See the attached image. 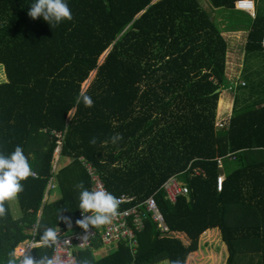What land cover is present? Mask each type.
Returning a JSON list of instances; mask_svg holds the SVG:
<instances>
[{
  "label": "trees",
  "instance_id": "1",
  "mask_svg": "<svg viewBox=\"0 0 264 264\" xmlns=\"http://www.w3.org/2000/svg\"><path fill=\"white\" fill-rule=\"evenodd\" d=\"M210 1L235 10L239 0ZM34 2L0 0V64L7 76L0 83V151L20 145L33 168L16 199L19 216L9 202L0 217V264L33 236V224L38 240L49 227L65 233L79 227L74 185L92 189L88 164L116 197H156L171 231L161 233L150 219L135 255L124 245L102 256L88 248L78 252L77 264H264V98L245 100L243 108L235 100L229 127L216 126L219 103L221 116L231 109L223 93L227 42L201 2L67 0L73 19L53 27L28 15ZM263 40L259 11L247 50H264ZM81 93L93 107L77 102ZM115 133L123 138L113 144ZM58 142L60 158L70 163L54 172ZM229 152L237 159L222 170L218 157ZM196 168L205 174L193 175ZM173 176L189 188L175 204L163 189ZM53 177L56 190L49 188ZM31 253L51 256L53 247Z\"/></svg>",
  "mask_w": 264,
  "mask_h": 264
},
{
  "label": "built area",
  "instance_id": "2",
  "mask_svg": "<svg viewBox=\"0 0 264 264\" xmlns=\"http://www.w3.org/2000/svg\"><path fill=\"white\" fill-rule=\"evenodd\" d=\"M236 9L247 12L254 17L257 15V4L254 0H239L236 3ZM229 125L230 122L216 123V126L219 128L229 127ZM62 144V142H58L56 153L57 151H61ZM236 159V152H229L227 155L220 156L218 157L219 167L225 170L227 160L231 161ZM56 163L58 162L55 159L54 172L57 171ZM87 170L92 178V188L102 187L111 192L101 175L97 173L95 167L88 164ZM194 172L193 175L196 176L205 174L201 168H196ZM225 180L226 174L222 173L218 179V189L220 192L223 191ZM49 188L50 190L56 189V184H50ZM163 189L174 204L177 202L178 197L186 196L189 193L188 186L178 176L171 177L163 185ZM117 198L120 200L119 214L106 226L98 229L90 227L87 233L80 227H77L70 233L63 232V229L60 227L55 228L59 234V240L53 247V254H59L65 260V264H77V254L80 250L92 248L97 252L105 248L109 252L110 249L115 251L119 248V245H124L135 255L138 253L140 235L147 229L150 219L157 224V229L161 233L167 234L171 231V227L156 197L152 196L144 201L138 202L135 196L123 193L117 196ZM82 215L80 211L79 219L82 218ZM37 233L38 227H34L32 229L33 236L21 241L17 245V248L32 252L34 248L40 247V240L36 239ZM85 235L87 236L86 239Z\"/></svg>",
  "mask_w": 264,
  "mask_h": 264
},
{
  "label": "clouds",
  "instance_id": "3",
  "mask_svg": "<svg viewBox=\"0 0 264 264\" xmlns=\"http://www.w3.org/2000/svg\"><path fill=\"white\" fill-rule=\"evenodd\" d=\"M28 15L34 20L43 17L52 27L64 20L73 19L67 0H35L30 5ZM81 101L85 107L94 106L93 99L87 94L81 93L77 97V102ZM122 138L120 133H115L110 140L111 143L116 144ZM90 143L96 144L97 138L93 137ZM32 175L33 168L30 159L20 145L15 146L11 153L0 151V217L7 214L6 204L16 200L19 194L24 191L22 181ZM74 189L79 193L78 208L83 214L81 219L76 220V224L84 229L85 233L90 227L98 229L110 224L113 218L119 214V198L106 189L102 187L89 189L83 181L75 184ZM63 210L61 209V211ZM58 218L71 227L70 218L59 216V213ZM58 240L57 230L49 227L41 234L39 243L45 247H54ZM6 264H65V260L59 254L43 255L36 258L30 250L16 248L9 253ZM81 264H87V261H82ZM171 264H185V262L176 259Z\"/></svg>",
  "mask_w": 264,
  "mask_h": 264
},
{
  "label": "crops",
  "instance_id": "4",
  "mask_svg": "<svg viewBox=\"0 0 264 264\" xmlns=\"http://www.w3.org/2000/svg\"><path fill=\"white\" fill-rule=\"evenodd\" d=\"M199 1L203 5L204 9L207 11L211 20L216 24V26H218L221 29L223 33V37L225 38L227 42V53L231 49L235 52V58L233 60L234 62L232 63L234 64L233 71L236 74L235 78H237L238 81H240V79L242 78L243 81L246 83L243 85V83L241 82L242 83L241 87L248 85V81L247 79L243 78V75H245V77L247 76L252 79V86L257 87V88L264 87V50L255 51L252 53L247 50L249 35L251 31V21H252V18H256L257 15L256 17H254L247 12L237 10L236 7H235V10L214 8L210 0H199ZM254 1L256 2V0ZM259 11L260 10H257V12ZM260 12L264 15V12L262 11ZM238 54H241V55L238 56ZM230 65L231 64L229 63V60H227L226 67L228 68ZM227 72H228V69H227ZM235 87L237 88L236 81L235 83H233L232 81H230V79H228L227 87H226L227 91L232 92L234 94V92L231 89ZM262 93H264V91ZM224 95H226L225 101L227 102V100H229V102L231 103V109L227 114L222 115V116L220 115L221 112H218L219 113L218 122L227 123V122H231L232 112H233V108L235 105V95L232 96V98H231L230 93L229 94L224 93ZM248 97L249 96H246L247 99H249ZM221 100L222 101L224 100L222 95H221L220 102ZM59 155H60V152H59ZM55 159L56 158L54 157V160L52 163L53 168H54ZM56 160L59 164L62 165V163L60 162L61 159L60 161H58V159ZM52 180H53V184H56V178L53 177ZM49 196L50 194H47L46 200H48ZM163 264H169V263H163Z\"/></svg>",
  "mask_w": 264,
  "mask_h": 264
},
{
  "label": "rangeland",
  "instance_id": "5",
  "mask_svg": "<svg viewBox=\"0 0 264 264\" xmlns=\"http://www.w3.org/2000/svg\"><path fill=\"white\" fill-rule=\"evenodd\" d=\"M158 1V0H156ZM256 4H257V10H260L262 12H264V0H256ZM109 50V49H108ZM108 50L101 56L100 58V61H102L104 59V57L106 56ZM259 54V53H257ZM241 55V54H238V56ZM234 58H235V52L231 49L229 50V52L227 53V60H229V63L231 64L227 69H228V72H227V77L228 79H230V81H232L233 83H235L236 81V86L237 88H232L231 90L234 92V94L232 92H229L226 90H224V93H227V94H231V98L232 96L235 95V100L237 101V107L239 106L240 108H243L245 105H246V102L245 100H248L245 96L247 95H250V94H254L253 96H249V100L247 101V103H254L255 101H260L261 98H264V94H261V92L264 91V87H254L252 86V79L249 78V77H245V75H243V78L247 79L248 81V85H245V86H242L241 87V84L244 83L246 84L243 79L241 78L240 81H238L236 77V74L234 73V64H232L234 61ZM239 58V57H238ZM261 64V63H259ZM232 70V71H231ZM96 73L97 71H93L90 78L88 79V81L84 84V90H86L91 82L93 81L94 77L96 76ZM235 74V75H234ZM7 81V76H6V72H5V69H4V66L0 64V83L2 82H5ZM242 82V83H241ZM240 87V88H239ZM239 88V89H238ZM223 97V96H222ZM227 102H229V100H227ZM219 108H220V104H219ZM218 112H221L220 109L218 110ZM219 114V113H218ZM55 158L58 159V161H60L61 158H59V152L57 151V153L54 154ZM62 163L59 164V163H56V166H57V170L59 171L61 166H65V164H69L70 163V160L69 159H61L60 161ZM235 166H238V164H234L233 167ZM11 204V207H12V210L14 211V213L16 214V217L19 216V214H17V212L19 211V207H18V203H17V200H14V201H11L10 202ZM34 227H38L36 224H33L31 226V228H34ZM31 228L27 229L28 231L31 230ZM40 246H43V245H40ZM112 252V250L110 249L109 253ZM106 253V249H101L100 251L97 252L96 256H102L103 254ZM242 264H245L243 262H241ZM247 263V262H246Z\"/></svg>",
  "mask_w": 264,
  "mask_h": 264
},
{
  "label": "bare ground",
  "instance_id": "6",
  "mask_svg": "<svg viewBox=\"0 0 264 264\" xmlns=\"http://www.w3.org/2000/svg\"><path fill=\"white\" fill-rule=\"evenodd\" d=\"M35 175V174H34Z\"/></svg>",
  "mask_w": 264,
  "mask_h": 264
},
{
  "label": "water",
  "instance_id": "7",
  "mask_svg": "<svg viewBox=\"0 0 264 264\" xmlns=\"http://www.w3.org/2000/svg\"><path fill=\"white\" fill-rule=\"evenodd\" d=\"M220 91V90H219Z\"/></svg>",
  "mask_w": 264,
  "mask_h": 264
}]
</instances>
